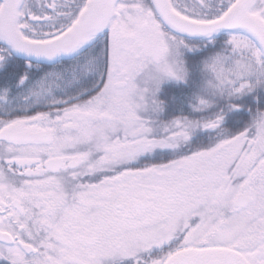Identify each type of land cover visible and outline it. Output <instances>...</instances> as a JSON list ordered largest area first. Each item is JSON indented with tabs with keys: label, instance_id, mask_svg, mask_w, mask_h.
I'll use <instances>...</instances> for the list:
<instances>
[{
	"label": "snow or ice",
	"instance_id": "6c2138e0",
	"mask_svg": "<svg viewBox=\"0 0 264 264\" xmlns=\"http://www.w3.org/2000/svg\"><path fill=\"white\" fill-rule=\"evenodd\" d=\"M0 264H264V0H0Z\"/></svg>",
	"mask_w": 264,
	"mask_h": 264
}]
</instances>
